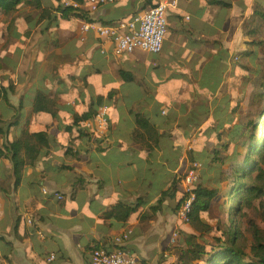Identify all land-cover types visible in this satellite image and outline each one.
I'll list each match as a JSON object with an SVG mask.
<instances>
[{
    "label": "crops",
    "instance_id": "0c3cea01",
    "mask_svg": "<svg viewBox=\"0 0 264 264\" xmlns=\"http://www.w3.org/2000/svg\"><path fill=\"white\" fill-rule=\"evenodd\" d=\"M223 1L178 0L168 9L169 30L158 55L141 48L118 55L112 42L93 31L81 41V16L63 13L57 2L43 0L44 7L54 6L46 17L43 8L27 3L8 17L6 26L19 19L23 41L18 45L13 38L14 48L0 47V82L9 94L0 99V127L19 119L10 132L0 133V145L17 141L23 128L31 136L45 131L48 141L36 140L39 155L19 183L12 160L0 157V264H90L96 245L118 246L146 264H168L175 257L170 237L184 226L177 217L181 195L159 198L178 176L190 141L204 144L193 145L190 153L207 168L210 123L234 91V54L248 22L247 0ZM142 5L131 12L102 5L89 17L127 20ZM220 62L226 70L216 74ZM122 68L136 80L119 76ZM40 90L47 95L43 112L35 109ZM111 91L106 134L92 129L78 135L81 125L72 128L74 122L88 118L97 96ZM70 101L77 106H68ZM137 114L159 133L138 128ZM138 201L150 220L105 215L119 203ZM124 233L129 237L117 244Z\"/></svg>",
    "mask_w": 264,
    "mask_h": 264
},
{
    "label": "trees",
    "instance_id": "16d2710c",
    "mask_svg": "<svg viewBox=\"0 0 264 264\" xmlns=\"http://www.w3.org/2000/svg\"><path fill=\"white\" fill-rule=\"evenodd\" d=\"M62 1L64 2V0L56 1L58 10L74 16L80 15L79 12L64 7ZM78 1L86 2V0ZM157 1L145 0L135 15L155 5ZM22 3L43 8L42 17L48 16L50 9L54 7H44L43 0H0V14L12 16ZM226 3L218 0L217 5ZM120 21L122 20L111 19L105 22L113 24ZM262 24H264V0H256L251 22L244 34V42L254 45L257 50H246V53L243 46H239L238 49L242 55L251 56L255 61L263 64L262 69L256 70L261 79V92L255 93L256 84L249 79L246 80L243 75L238 88L234 89L233 93L217 107L216 116L210 123L213 126L209 135V141L213 142L214 155L206 163L207 177L200 176L201 179L195 185L197 197L190 214V221L184 223L180 229L178 242L172 248L176 255L168 261V264H264V231L250 217V211L255 210L258 204L262 205L264 211V134L251 135L247 140L242 141L245 125L239 123L238 119L227 116L231 107L242 108L249 117L247 126L258 127V122L253 120L250 108L246 106L250 105V102L252 104L254 101L264 99V40L258 38ZM118 75L128 81L136 80L133 72L123 68L118 70ZM113 94V91L107 95L99 94L91 106L88 118L82 121L77 119L74 122L72 128L81 125L76 131L78 135L90 133L93 128L84 125L83 121L94 119L98 111L94 106L109 104ZM1 98L9 99V94L0 82ZM35 109L38 112L48 110L47 95L43 90L37 93ZM18 119L19 116L7 128L0 127V133L10 132L18 123ZM259 121L264 126V112L260 114ZM216 122H218L217 126ZM136 123L138 128L144 127L151 134L159 133L156 125L145 115L137 114ZM223 136H226V141H221ZM31 138H36L35 142H32ZM36 140L41 143L47 142L46 132L35 131L31 136L29 130L23 128L17 141L0 145V157L10 158L13 162L16 183L21 181L25 166L33 163L39 155L40 148ZM242 146L246 148L243 152ZM23 151L27 152L26 156L23 155ZM179 183L180 178L174 177L171 186L163 190L159 202L169 197L178 198L180 195L182 197L183 189ZM143 206L144 203L141 201L136 204L119 203L105 215L119 217L124 221L133 215L150 220L152 218L150 213L141 212ZM244 221L249 223L246 228ZM97 247L98 245L93 248Z\"/></svg>",
    "mask_w": 264,
    "mask_h": 264
},
{
    "label": "built area",
    "instance_id": "2783aa9c",
    "mask_svg": "<svg viewBox=\"0 0 264 264\" xmlns=\"http://www.w3.org/2000/svg\"><path fill=\"white\" fill-rule=\"evenodd\" d=\"M115 0H86L82 3L78 0H64V7L80 13V25L78 34L81 41H86L91 31L97 33V36L106 41L113 43L114 51L120 55L124 52H133L136 48L147 50L155 55L162 52L164 39L169 30L168 9L176 7L178 0H159L155 5L145 9L143 12L136 14L131 19L122 20L118 23H106L97 21L89 17L90 12H96L102 5L111 4ZM88 12V14H86ZM102 54L106 50H101ZM68 106H77L75 101L67 103ZM97 114L92 120H84L83 124L98 134H106L109 126L110 105L107 103L100 104L97 107ZM193 147V141L186 146V151L180 157L178 178L182 185L183 194L177 206V217L180 223L190 221V214L196 201L195 185L200 179L202 162L192 156L190 151ZM59 199L63 195L55 192ZM32 222V220H29ZM179 227L176 228L171 237L170 244L178 242ZM44 237V235H42ZM129 237L124 233L115 238V242L120 244ZM55 254H51L53 259ZM90 264H146L135 255L117 247L98 246L94 248L91 255Z\"/></svg>",
    "mask_w": 264,
    "mask_h": 264
},
{
    "label": "rangeland",
    "instance_id": "374dc122",
    "mask_svg": "<svg viewBox=\"0 0 264 264\" xmlns=\"http://www.w3.org/2000/svg\"><path fill=\"white\" fill-rule=\"evenodd\" d=\"M141 1H143L142 3L145 2V0H121L119 3H112L109 5L106 4L105 6L109 7L112 10L122 8L126 12H131L135 7L142 5V4L140 5ZM247 1H248V5L250 6V9H249V13L247 16L248 22L246 21L247 24H246L245 31H247V27H248L249 23L251 22V15H252L254 6L256 4V0H247ZM44 3L46 5L51 6V5L56 3V0H44ZM18 14H20V13H18ZM8 17L9 16H7L5 14H0V26H2V29H1L2 30L1 31L2 32V35H1L2 41L0 43V47L3 48L4 50H5V48L6 49L7 48L8 49L14 48V45L12 44L13 38H16V43L18 45H19V43H21L23 41V37L20 36L23 29H21L18 25L19 19H14L11 25L6 26V23L8 22ZM21 19L24 20L23 18H21ZM243 38H245V35ZM258 38L261 40H264V24L260 25V32H259ZM240 46H243L244 52H246V50H257V47H255L252 44H247L244 41H242L240 43ZM235 52H236L234 54L235 67L233 68L232 74H237V75L233 78V82H232L234 89L238 88L239 80H241L242 74H244L246 80L249 79L250 82H253L256 84L255 93L261 92V88H260L261 79H260V75L256 72V70L262 69L263 64H260L259 62L255 61V59L252 58L251 56L242 55L241 51L238 49V46H237ZM225 70H226L225 63L220 62L218 64L217 69H216V74H223V72ZM244 82H246V81H244ZM246 107L250 108V115L253 118V120L258 122L257 128L255 126L254 127H248L247 126V122L249 121V117L245 114V112L242 111V108L240 109L237 107V109H235V107H231V110H229V112L227 113L228 117H231V119L232 118L238 119L239 123H243L245 125L244 137H243L242 141L247 140V138L251 135H255V134L260 135L261 134L263 136V134H264V126L261 124V121H259L260 114L262 112H264V99L254 101L252 104L250 102V105H247ZM226 140H227L226 136H223V141H226ZM202 144L203 143L201 141H197L195 143L193 142L194 146H200ZM210 150H211L210 155L213 156L214 155L213 144H210ZM241 150L243 152L246 150V148L242 146ZM207 174L208 173L206 171V168L203 167L202 173H201V178L207 177ZM209 175H211L210 172H209ZM250 217L255 221V223L259 226V228L264 231V211L262 209V205L258 204L257 208L255 210H251L250 211ZM248 225H249V223L244 221L245 228Z\"/></svg>",
    "mask_w": 264,
    "mask_h": 264
}]
</instances>
